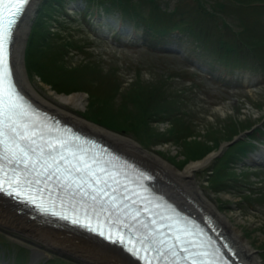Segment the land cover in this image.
<instances>
[{
	"label": "rangeland",
	"instance_id": "rangeland-1",
	"mask_svg": "<svg viewBox=\"0 0 264 264\" xmlns=\"http://www.w3.org/2000/svg\"><path fill=\"white\" fill-rule=\"evenodd\" d=\"M68 1L62 0L61 11L54 0H38L35 5L24 55L35 88L52 97L82 94L80 115L134 139L178 169L210 153L211 159L194 179L242 232L259 264H264V167L245 161L261 150L253 138L258 136L255 129L264 124V0H88V10L82 11L87 15L77 14L76 9L71 18L66 14L73 12ZM111 2L134 4L147 22L165 17L168 27L178 24L188 29L162 33L168 37L155 40L160 44L155 46L143 33L144 21L121 14L120 6ZM99 16L119 26L100 23L98 31L106 32L97 35ZM36 25L41 34L31 42ZM128 25L133 26L134 38ZM121 26L128 32L122 33ZM187 31L204 45L205 49L200 47L203 57L196 55L199 49L194 42L179 39ZM233 31H242L247 48L241 44V53L221 56L246 68L240 72L223 69L217 59V51L232 43ZM125 36L133 42L124 45ZM190 65L197 71L189 70ZM147 102L153 115L139 122ZM261 132L259 139H264ZM23 238L28 237L0 228L1 264H14L9 255V263L2 257L6 250L17 254L15 264H20V258L31 264L23 250L4 247L13 242L26 245L31 255L33 245ZM45 251L35 264H84L57 250Z\"/></svg>",
	"mask_w": 264,
	"mask_h": 264
},
{
	"label": "snow or ice",
	"instance_id": "snow-or-ice-1",
	"mask_svg": "<svg viewBox=\"0 0 264 264\" xmlns=\"http://www.w3.org/2000/svg\"><path fill=\"white\" fill-rule=\"evenodd\" d=\"M28 2L16 0L9 5L14 11L0 13V193L33 205L36 197L24 196V192L41 197L47 193L50 199L54 198L53 204L59 200L61 206L65 202L80 205L86 217H104L106 222L139 232L138 241H125L119 229L107 235L101 231L100 235L128 245V251L144 260V264H217L214 249L194 250L206 246L186 239L187 230H183V235L167 236L162 229L171 225L160 224L156 219L150 224L141 220V213L149 209L136 208V200L117 179L119 173L113 174L95 157L88 158L87 153L70 152L69 141L53 135V130L41 124L35 112L25 105L13 82L10 45L17 20ZM41 210L49 211L43 207ZM80 222L72 220L74 224Z\"/></svg>",
	"mask_w": 264,
	"mask_h": 264
},
{
	"label": "bare ground",
	"instance_id": "bare-ground-1",
	"mask_svg": "<svg viewBox=\"0 0 264 264\" xmlns=\"http://www.w3.org/2000/svg\"><path fill=\"white\" fill-rule=\"evenodd\" d=\"M37 1L29 2L14 32L12 63L14 77L21 91L39 107L72 124L75 128L100 138L115 150L151 170L156 175L155 187L159 191L182 210L194 216L202 217L204 214L211 216L221 228V233L236 248L240 260L244 264H259L251 244L242 232L228 216L219 211L217 205L206 196L194 179L195 172L207 165L210 153L178 169L154 151L142 147L134 139L113 132L80 115L78 111L84 106L82 94L72 93L52 97L40 93L35 88L27 76L24 55L31 17L35 12ZM32 213L23 205L0 196V228L28 237L23 239L33 245L31 264H35L40 256H45V250H57L84 264H137L115 245L101 242L59 221L37 215L32 219ZM54 223L57 225L54 226ZM14 238V241H17L15 236ZM13 246L16 247L17 243L13 242Z\"/></svg>",
	"mask_w": 264,
	"mask_h": 264
},
{
	"label": "trees",
	"instance_id": "trees-1",
	"mask_svg": "<svg viewBox=\"0 0 264 264\" xmlns=\"http://www.w3.org/2000/svg\"><path fill=\"white\" fill-rule=\"evenodd\" d=\"M54 1H57L58 3H62V0H54ZM85 1H87L88 2V0H85ZM97 1H99V0H97ZM48 2H50V1H48ZM47 2V3H48ZM100 2V1H99ZM112 4H115V5H119L120 6V11L121 12H123V14L125 15V13H126V15L128 14V15H130L132 18H139V19H141L140 17H139V12H137L138 11V9H136V6L133 4V5H127V4H120V2H118V3H114V2H111ZM56 5V4H55ZM130 6V7H129ZM56 7H59L58 5H56ZM107 8V7H106ZM109 9V8H108ZM122 9V10H121ZM46 10V9H45ZM166 18L164 17H161L160 19H157V20H150V21H152V22H147L148 21V19H141L142 21H144V23L146 24V25H148L151 29H157V28H160L161 30H159L160 32L162 31H167V30H169V29H172V28H174V27H177L178 26V24H173V25H171L170 27H168L167 26V19L165 20ZM39 25H36V27L34 28V30H33V28H32V30H33V36H31L30 37V41L32 42L33 41V39L34 38H36V36L38 35V36H40V34H41V32H40V30H39ZM32 32V31H31ZM235 36H236V38H237V40L239 39V34L237 33V32H235ZM37 40H39V38L37 39ZM235 44H236V42H235ZM47 47V46H46ZM238 47H235V45L234 44H226V51H228V50H233V51H235L236 49H237ZM29 51H30V48L28 49ZM227 53V52H226ZM28 56H29V54H28ZM134 102V101H133ZM136 102H137V100H136ZM147 104H148V102H147ZM145 105L144 107H143V118L141 119V120H139V119H137L139 122L140 121H142V120H147V115L148 114H152L153 115V109L151 108V105L150 104H148V105ZM152 109V110H151ZM159 111V109L157 108V109H155V113H157ZM130 118H131V116H128V120L130 121ZM128 121V122H129ZM133 126V125H132ZM131 126V124L130 125H128V127L130 128V127H132Z\"/></svg>",
	"mask_w": 264,
	"mask_h": 264
}]
</instances>
